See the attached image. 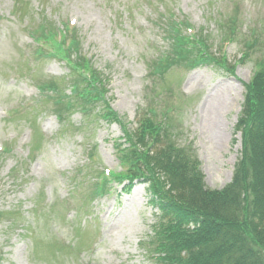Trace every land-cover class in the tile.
<instances>
[{"label":"rangeland","instance_id":"rangeland-1","mask_svg":"<svg viewBox=\"0 0 264 264\" xmlns=\"http://www.w3.org/2000/svg\"><path fill=\"white\" fill-rule=\"evenodd\" d=\"M167 10L213 56L152 77L151 62L171 50ZM232 16L236 36L224 24ZM42 21L77 33L121 123L135 129L155 106L152 119L169 126L175 145L200 162L207 187L219 190L242 157L236 127L264 57V46L246 47V39L256 28L264 41V0H0V264H166L149 246L161 217L145 181L128 194V183H112L93 198L99 174L122 171L115 141L123 127L83 112L62 126L45 107L51 99L37 84L70 66L35 58L32 31Z\"/></svg>","mask_w":264,"mask_h":264},{"label":"trees","instance_id":"trees-1","mask_svg":"<svg viewBox=\"0 0 264 264\" xmlns=\"http://www.w3.org/2000/svg\"><path fill=\"white\" fill-rule=\"evenodd\" d=\"M164 15L166 33L172 34L171 50L153 61L151 76L161 77L176 65L210 63L213 55L205 42L185 35L188 24L175 22L168 10ZM224 24L226 32L236 36L237 18L232 16ZM257 32L251 29L246 47L264 46ZM32 35L39 61L59 58L70 66L66 76L38 83L41 95L46 94L43 101L51 99L45 107L57 114L61 125L74 113L83 112L90 122L102 119L123 127L124 142H115L122 171L111 173V178L99 174L93 198L105 196L112 183H128L130 190L135 181H145L151 190L150 203L156 204L161 217L149 246L158 252L157 260L166 264H264V57L236 127L242 136L241 160L232 181L218 190L207 187L201 164L190 150L171 140L169 126L164 128L165 123L162 126L152 119L158 115L155 106L140 116L135 129L121 123L104 100L103 82L91 60L79 51L81 40L76 32L42 21ZM248 57L244 52L243 58ZM4 219L0 212V222Z\"/></svg>","mask_w":264,"mask_h":264},{"label":"bare ground","instance_id":"bare-ground-1","mask_svg":"<svg viewBox=\"0 0 264 264\" xmlns=\"http://www.w3.org/2000/svg\"><path fill=\"white\" fill-rule=\"evenodd\" d=\"M132 189H133V186L131 187V189L129 190V192L128 193H130V192H132ZM126 192V191H125ZM137 196V195H136Z\"/></svg>","mask_w":264,"mask_h":264}]
</instances>
